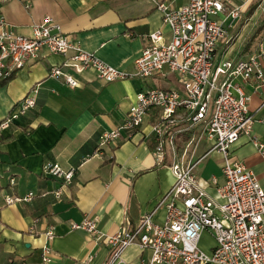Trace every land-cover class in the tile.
<instances>
[{
  "label": "crops",
  "instance_id": "crops-1",
  "mask_svg": "<svg viewBox=\"0 0 264 264\" xmlns=\"http://www.w3.org/2000/svg\"><path fill=\"white\" fill-rule=\"evenodd\" d=\"M165 2L178 9L188 0ZM232 2L239 6L242 0ZM244 8V23L229 29V42L217 48L218 60L246 61L259 46L264 47V0L247 2ZM47 16L84 51L127 72H133V62L149 34L161 30L169 36L162 14L151 0L0 2V17L19 35L29 36L31 26ZM217 19L223 18L219 15ZM64 61L63 56L44 51L39 60L0 82V121L31 91H37L35 107L0 136V264H106L110 251L102 239L71 229L72 223L90 218L102 234L113 235L135 226L146 213L155 211L153 221L157 224L165 216L158 204L174 178L169 170L155 166L153 143L145 137L149 120L131 138L123 137L97 153L99 137L122 124L137 94L153 88L156 78L105 83L87 71L74 75L79 86L71 88L49 77L50 69ZM244 89L250 96L248 111L253 125L250 135L241 136L233 146L232 156L256 176L264 190V159L254 143L264 144V81L250 82ZM187 140L184 136L179 144ZM206 150L204 142L195 150L194 159L202 158L196 175L221 182V156L206 154ZM53 164L74 171L69 183L44 173V168ZM207 192L214 193L211 189ZM29 193L33 195L29 202L5 205L6 197L22 198ZM49 230L53 238L48 241ZM203 236L212 240L208 233ZM44 246L51 252L47 263L42 261ZM213 246L212 240L205 252ZM149 257V252L132 245L121 260L146 264Z\"/></svg>",
  "mask_w": 264,
  "mask_h": 264
},
{
  "label": "built area",
  "instance_id": "built-area-1",
  "mask_svg": "<svg viewBox=\"0 0 264 264\" xmlns=\"http://www.w3.org/2000/svg\"><path fill=\"white\" fill-rule=\"evenodd\" d=\"M151 1L161 12L169 36L161 30L149 34L133 62V72L114 68L84 51L49 16L32 25L29 36L15 33L0 17V82L39 60L44 51L65 58L50 69L49 77L71 88L79 86L74 75L87 71L105 83L174 75L177 87L150 88L137 94L122 124L102 134L97 147L99 153L114 141L129 139L150 121L145 137L153 143L155 166L169 170L174 178L158 204L165 211L163 222L154 223L152 211L135 226L113 235L102 234L90 218L70 227L102 239L110 251L106 264H124L121 256L132 245L150 253L146 264H264V190L256 176L232 156L233 146L252 130L250 96L244 87L264 81V47L259 46L246 61L216 58L217 48L229 42V29L243 20L244 5L255 0H242L239 6L232 0H188L178 9H171L165 0ZM219 15L222 20L217 19ZM36 92L31 91L0 121V136L35 107ZM184 136H188L187 143L180 145ZM201 142L207 145L206 154L221 156V182L196 175L202 158L193 156ZM254 143L264 159V144ZM43 171L65 183L74 175L56 164ZM32 197L31 193L22 198L8 196L5 205L29 202ZM204 233L214 242L209 253L200 248ZM46 238H53L51 230ZM50 256L44 246L43 263Z\"/></svg>",
  "mask_w": 264,
  "mask_h": 264
},
{
  "label": "rangeland",
  "instance_id": "rangeland-1",
  "mask_svg": "<svg viewBox=\"0 0 264 264\" xmlns=\"http://www.w3.org/2000/svg\"><path fill=\"white\" fill-rule=\"evenodd\" d=\"M259 0H255L254 2H258ZM244 20V19H243ZM242 21V20H241ZM239 21L237 23V25L241 22ZM156 78V79H155ZM148 79H155V84L154 87L155 89H161V90H165V89H169V87L174 88V83H175V76L174 75H169L166 78H162L160 76H155V77H151ZM176 87V86H175ZM212 245V240L210 238H208L207 236H203L200 242V248L205 251L209 248V246Z\"/></svg>",
  "mask_w": 264,
  "mask_h": 264
},
{
  "label": "trees",
  "instance_id": "trees-1",
  "mask_svg": "<svg viewBox=\"0 0 264 264\" xmlns=\"http://www.w3.org/2000/svg\"><path fill=\"white\" fill-rule=\"evenodd\" d=\"M253 10H254V8H251V10L249 11V14H248V17H249V15H251V13L253 12ZM243 21H242V23L240 24V27L243 25Z\"/></svg>",
  "mask_w": 264,
  "mask_h": 264
}]
</instances>
